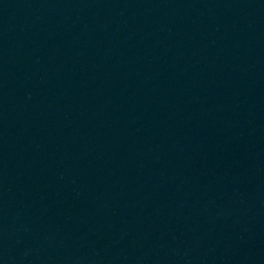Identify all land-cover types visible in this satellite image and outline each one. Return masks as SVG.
Masks as SVG:
<instances>
[{"label": "water", "instance_id": "water-1", "mask_svg": "<svg viewBox=\"0 0 264 264\" xmlns=\"http://www.w3.org/2000/svg\"><path fill=\"white\" fill-rule=\"evenodd\" d=\"M0 264H264V0H0Z\"/></svg>", "mask_w": 264, "mask_h": 264}]
</instances>
